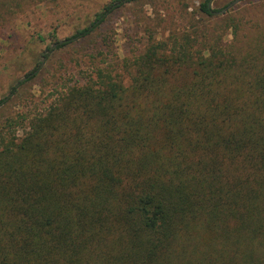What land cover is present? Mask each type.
<instances>
[{
    "label": "trees",
    "instance_id": "obj_1",
    "mask_svg": "<svg viewBox=\"0 0 264 264\" xmlns=\"http://www.w3.org/2000/svg\"><path fill=\"white\" fill-rule=\"evenodd\" d=\"M55 1L0 0V27ZM212 1L1 115L0 264H264V21Z\"/></svg>",
    "mask_w": 264,
    "mask_h": 264
},
{
    "label": "rangeland",
    "instance_id": "obj_2",
    "mask_svg": "<svg viewBox=\"0 0 264 264\" xmlns=\"http://www.w3.org/2000/svg\"><path fill=\"white\" fill-rule=\"evenodd\" d=\"M200 0H56L45 3L32 13L25 12L11 24L0 27V105L1 115L14 111L40 112L51 101L54 89L71 84L82 85L94 66L118 65L125 58L141 52L150 27L157 36L169 28L183 4H197ZM234 0H213L211 7L221 10ZM261 2V1H259ZM263 2V1H262ZM253 0H238L233 15L264 21V4ZM111 8L105 12L106 7ZM229 11V10H228ZM104 13L102 22L88 36L69 40L63 47L58 42L72 38L78 29ZM54 36V37H52ZM104 62V63H103ZM35 70L31 80L10 95L11 89ZM18 96V97H17Z\"/></svg>",
    "mask_w": 264,
    "mask_h": 264
},
{
    "label": "water",
    "instance_id": "obj_3",
    "mask_svg": "<svg viewBox=\"0 0 264 264\" xmlns=\"http://www.w3.org/2000/svg\"><path fill=\"white\" fill-rule=\"evenodd\" d=\"M237 2H238V0H234L233 2H231L230 4H228L225 8H223L217 14H224L225 12H227L228 10H230ZM59 43H62V42H59ZM23 80H24V78H22L20 81H23Z\"/></svg>",
    "mask_w": 264,
    "mask_h": 264
}]
</instances>
